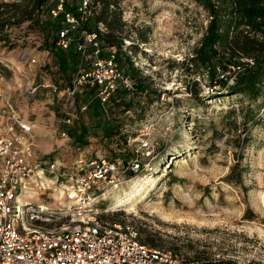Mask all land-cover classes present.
Instances as JSON below:
<instances>
[{
  "label": "rangeland",
  "instance_id": "1",
  "mask_svg": "<svg viewBox=\"0 0 264 264\" xmlns=\"http://www.w3.org/2000/svg\"><path fill=\"white\" fill-rule=\"evenodd\" d=\"M6 1L17 0H0ZM54 4L55 0L46 2L49 7ZM119 8L122 50L139 73L149 77L146 93H128L124 101L100 103L93 111L97 96L94 88H87L76 98L87 108L66 125L60 101L48 89L37 88L33 97L11 91L22 118L38 129L41 162L57 159L67 167L80 154L123 164L137 161L138 172L115 175L117 185L104 191L99 204L104 219L132 222L140 241L152 240L157 248L188 260L264 264V105L209 84L204 70L196 73L182 66L207 24L205 11L192 0H120ZM29 23L7 26L0 33V51L5 48L14 62L30 53L36 63L31 71L27 65L24 70L35 84L49 75L62 85L79 67H90L88 47L72 65L74 72L68 70L70 78L63 77L42 44V33ZM77 34L74 31V38ZM102 48L104 57L110 49ZM117 61L126 74L125 59L119 56ZM1 68L6 79L24 84V79ZM113 96L119 99V93ZM129 97L133 98L126 109L123 102ZM249 107L259 113L245 121ZM104 122L113 124L109 137L103 132ZM79 124L86 128L82 142L67 130ZM43 197L44 203L54 205L50 189Z\"/></svg>",
  "mask_w": 264,
  "mask_h": 264
},
{
  "label": "built area",
  "instance_id": "2",
  "mask_svg": "<svg viewBox=\"0 0 264 264\" xmlns=\"http://www.w3.org/2000/svg\"><path fill=\"white\" fill-rule=\"evenodd\" d=\"M70 1L55 0L49 9L52 17L63 15L56 44L62 49L74 45L81 55L90 47V67H79L62 85L49 75L35 84L24 70L27 65L31 71L36 63L30 53L14 62L5 48L0 51V264H211L147 245L139 240L132 222L102 217L99 204L104 191L110 184L117 185L115 175L138 172L137 161L123 164L80 154L67 167H61L57 159L41 162L35 124L22 118L11 91L33 97L37 88L48 89L60 101L63 124L70 125L87 108L76 101L83 90L94 88L100 103L107 104L115 91L132 88L131 78L119 67L116 48L110 46L109 53L101 56L98 32L107 28L101 23L97 30L86 28L95 15L94 0H77L74 5ZM1 66L24 79V84L6 79ZM60 134L67 138L65 130ZM47 189L54 205L44 203Z\"/></svg>",
  "mask_w": 264,
  "mask_h": 264
},
{
  "label": "trees",
  "instance_id": "3",
  "mask_svg": "<svg viewBox=\"0 0 264 264\" xmlns=\"http://www.w3.org/2000/svg\"><path fill=\"white\" fill-rule=\"evenodd\" d=\"M192 1L205 11L207 24L199 45L193 49L189 58L182 61V66L187 71L192 70L196 73H199V70H204L208 76L209 84L217 83L228 94H237L253 101L261 100V106H263L264 0ZM46 2L47 0L0 2V33L5 31L7 26L29 21V28L35 26L42 33V44L57 61L61 75L69 79L68 70L70 73L74 72L75 68L72 65L76 64L81 54L74 45L68 49L57 46V31L62 28L63 15L58 14L57 17H52L49 12L50 7L46 5ZM119 2L120 0H94L92 6L95 9V15L86 25L88 31H92L98 29L99 23L103 24L107 30L102 33L98 32L100 43L105 47H115L116 59L119 56L125 59V72L131 78L132 88L115 91L119 93V99L112 96L110 102L113 105L124 101L128 93H146L150 83L149 77L141 75L122 50L121 40L124 24L121 22ZM65 8L73 11V7L68 5ZM50 35L52 37L48 41ZM0 40H2L1 37ZM3 41L5 40L3 39ZM245 58H251L253 63L244 61ZM193 85L195 89L197 82L195 81ZM92 90L90 89V91ZM188 90L193 92L190 88ZM131 98L133 97H129L127 102H123L126 109L131 105ZM99 104L100 101L97 98V103L92 110L100 108ZM257 113H259V109H256L255 112L249 107L244 113V116L248 115L246 119L244 118L245 121L253 119ZM102 127L105 136H111L114 129L113 124L104 122ZM67 130L76 142H82L85 138L86 128L82 124ZM76 132L77 134H75ZM237 165V163L234 164L232 169ZM141 242L158 247L152 240ZM206 263L210 262L206 261Z\"/></svg>",
  "mask_w": 264,
  "mask_h": 264
},
{
  "label": "bare ground",
  "instance_id": "4",
  "mask_svg": "<svg viewBox=\"0 0 264 264\" xmlns=\"http://www.w3.org/2000/svg\"><path fill=\"white\" fill-rule=\"evenodd\" d=\"M152 188H150L148 191H150ZM124 203V202H123ZM126 203H129V202H126Z\"/></svg>",
  "mask_w": 264,
  "mask_h": 264
},
{
  "label": "crops",
  "instance_id": "5",
  "mask_svg": "<svg viewBox=\"0 0 264 264\" xmlns=\"http://www.w3.org/2000/svg\"><path fill=\"white\" fill-rule=\"evenodd\" d=\"M36 126V125H35ZM36 129V128H35ZM37 131L36 132H38V129H36Z\"/></svg>",
  "mask_w": 264,
  "mask_h": 264
}]
</instances>
